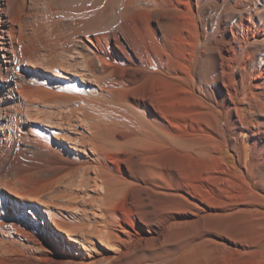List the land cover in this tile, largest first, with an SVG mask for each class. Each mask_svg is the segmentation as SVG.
Here are the masks:
<instances>
[{
	"label": "bare ground",
	"instance_id": "1",
	"mask_svg": "<svg viewBox=\"0 0 264 264\" xmlns=\"http://www.w3.org/2000/svg\"><path fill=\"white\" fill-rule=\"evenodd\" d=\"M247 221L264 0H0V264H233Z\"/></svg>",
	"mask_w": 264,
	"mask_h": 264
},
{
	"label": "rangeland",
	"instance_id": "2",
	"mask_svg": "<svg viewBox=\"0 0 264 264\" xmlns=\"http://www.w3.org/2000/svg\"><path fill=\"white\" fill-rule=\"evenodd\" d=\"M48 56V55H47ZM41 57H43V55H40L39 57H37V58H41ZM24 62H30L28 59H25V61ZM34 62L35 63H37V64H39V68H42V69H47V70H50V68H53V65H50L49 64V62H47V61H45V62H43V61H41V60H34ZM42 64H41V63ZM44 67V68H43ZM222 154V155H221ZM221 156H227V158H226V162L227 163H231L232 161L234 162L235 161V158L234 157H236L235 156V154L234 153H232V151L231 150H227V149H224L222 152H221ZM249 158V149H248V146L246 147V154H245V159H248ZM231 161V162H230ZM89 193H92L91 192V190L89 189H85L84 190V192H81V196H80V198H79V200H78V204H82L83 203V198H81V197H87L86 195H88ZM83 195V196H82ZM58 202H60V203H65V200L63 199H59L58 200ZM78 207L80 208L81 207V205H78ZM79 208L77 209V204L75 205V207H74V211H73V213L75 214V211H79ZM68 217H74L73 215H71V212L70 213H68V215H67ZM76 214H75V218H76ZM248 223H246L245 224V226H244V228H245V231H246V234L248 235V238H251V239H248V238H246V240H245V244H244V246L242 247L240 244H238L237 246L236 245H233L232 247H234V250H232L233 252H231L230 253V257H231V259H232V263L233 264H246V262H247V264H264V260H263V256H261V255H264V246L262 245V240L260 239V238H262V227H260L261 226V224L259 225V223L258 222H255V224H253L254 222H251V221H247ZM239 223V222H238ZM251 223H252V225H251ZM258 225H259V227H258ZM237 227L236 228H238L239 226L238 225H236ZM250 228H249V227ZM257 226V227H256ZM255 229V230H254ZM258 230V231H257ZM253 233V234H252ZM258 234V235H256V234ZM252 235V236H251ZM258 236V238L256 237V236ZM250 236V237H249ZM260 242L261 241V244L260 243H258V242ZM257 243L258 244H260V245H257ZM251 244H253V245H251ZM247 246V247H246ZM263 246V247H262ZM259 247V248H258ZM244 249H250L249 251L248 250H244ZM253 249V250H252ZM244 251V252H243ZM247 252V255H245V253ZM252 252V253H251ZM263 252V253H262ZM239 254H243L242 256L241 255H239ZM250 256H249V255ZM260 254V255H259ZM253 255V256H252ZM259 256H261V259L263 260H261L260 259V257ZM233 257H235V258H233ZM245 257V258H244ZM249 257V258H248ZM254 259H253V258ZM259 257V258H258ZM244 258V259H243ZM247 258V259H246ZM252 258V259H251ZM256 258H258V259H256ZM242 259V263H241V261H240V263H239V261L238 260H241ZM235 260H236V262H235ZM247 260V261H246ZM253 260H255V261H253ZM257 260H259V261H257ZM250 261H253V262H250ZM250 262V263H249Z\"/></svg>",
	"mask_w": 264,
	"mask_h": 264
}]
</instances>
